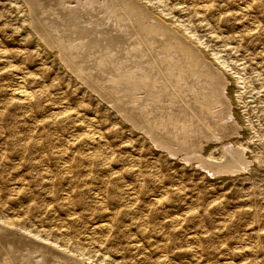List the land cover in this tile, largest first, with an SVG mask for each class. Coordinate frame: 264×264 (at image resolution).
Here are the masks:
<instances>
[{
	"label": "rangeland",
	"instance_id": "obj_1",
	"mask_svg": "<svg viewBox=\"0 0 264 264\" xmlns=\"http://www.w3.org/2000/svg\"><path fill=\"white\" fill-rule=\"evenodd\" d=\"M134 1L148 24L172 30L225 80L217 81L224 100L211 111L236 125L224 142L234 140L242 170L214 176L187 164L125 117L177 140L174 126L199 122L178 112L202 106L197 97L209 88L194 67L179 82L184 90L173 89L155 64L166 53L144 47L112 7L0 0V226L52 247L68 264H264V0ZM68 44L78 47L73 54ZM146 71L154 74L143 81L155 85L127 84ZM217 91L210 93L223 99ZM219 140L196 145L223 162Z\"/></svg>",
	"mask_w": 264,
	"mask_h": 264
},
{
	"label": "bare ground",
	"instance_id": "obj_2",
	"mask_svg": "<svg viewBox=\"0 0 264 264\" xmlns=\"http://www.w3.org/2000/svg\"><path fill=\"white\" fill-rule=\"evenodd\" d=\"M100 5H101V7H108V6L112 7L113 11L118 16H121V19L124 20V22L125 21H129L130 24L132 23L133 26L131 27V29H132L133 33L138 35L137 36L138 39L141 37L142 42H143V46L145 45L144 44L145 41L149 45L150 44H155L156 46L160 45L161 51L166 53L168 58H167V60H164L163 62H159L158 60H155V64L164 72V75L168 78V80L169 79L174 80L173 83H172L173 89L178 91L179 88L180 89L183 88V90H184V87L186 85H184V87H181L180 86L181 84L179 82L181 81V79H184L185 75L189 76L190 74H192L193 73L192 72V68H194V67H196V69H199V71H196V74L200 75L201 77H203V79H204L203 80V83H204L203 85L205 86V84H206L208 86V88H209V89H207L206 94L202 92V94H200L199 97H197L200 100L202 106H198L197 104H187L188 105L187 108H190L191 112L186 113L183 109H181L180 112H178L179 113L178 115L183 113V114H185L187 116V118H193V120H195V121H197L196 119H198L199 122H193L191 124V126H190V130H187V131L183 130L182 127L180 128V127L174 126L173 130L176 131V133H174V134H175V136L178 137L177 140L173 141L172 139L166 138L162 134H156L155 132H151L150 128L147 125L143 124L141 122V120H138L136 117H134L129 112H127L128 114H125V117L127 116V119H129V121L132 122V125H134L136 128H140V129L144 130L147 133V136L150 137L151 140H153L157 146H159V147L162 146L163 148L167 149L172 155H175V157L177 155L182 156L183 158H185L188 161L187 164L190 163L189 161L198 163V165H200V167L204 168L203 170L206 169L210 174H213L214 176L222 175L224 173H237V172L241 171L243 165L245 164L243 162L244 160H242V158H244L243 155H241L240 152H238V150L235 149L236 148V146H235L236 144L234 143V140L230 141V139H229V142H224L225 140H227V138H230L232 135H235V134H233V131L237 130L236 129L237 127H236V125H235V127H234V125L232 126L231 122H230V124H228V122H227V124L220 123V120H222V117H223V116H221L222 115L221 111H217V113L212 112L213 110L211 111V109H213L216 105H218L219 103H221L224 100V97H223L222 93H224L225 88L220 85L221 82H222L223 77L222 78L221 77H219V78L215 77L217 75H213L214 73L209 69L208 66L206 67V66H203L200 63H198L199 59H198V56H197L196 52L194 50H192V48H190L189 45H187L186 43H183L182 41H180L179 38L176 37V34H174V32L172 30H167L166 27H164V26L161 27L160 25H157V24H155V25L148 24V19L149 18L152 19L150 17V14L147 13V11L145 10L146 8L142 7L136 1H134V0H102V4H100ZM67 6H68V4H67ZM109 10L110 9H108V11ZM121 11H123V13H121ZM93 14H94V12H93ZM109 19H110V17H109ZM74 24H76V23H74ZM88 25H86V26H88ZM72 26H73V23H72ZM90 26H92V25H90ZM92 31H93V29H92ZM89 33H91V32H89ZM158 35L159 36H163V38L162 39L158 38ZM119 36H120V34H119ZM41 39H42V37H41ZM111 39L109 37H106L105 39L104 38L94 37L93 40H95V42L97 44H99L100 40L109 41ZM167 39H169V40L165 44L162 45V43H164V41H166ZM142 42L140 41L139 43H142ZM70 45L69 46H64L65 48L63 47V49L64 50L67 49L69 52H71L70 54H73L74 50L77 49L78 47L76 48L75 46H70ZM138 46H139V44H138ZM57 48H60V47H57ZM116 48H117V46H116ZM150 49H151V52H152L154 48H150ZM140 51H142V50H140ZM56 52H58V51H56ZM56 54L58 55V53H56ZM107 54H105V55H107ZM117 55H118V53H117ZM149 56H150V54H149ZM169 56L174 58L175 62L173 60L170 61L171 58ZM124 58H126V57H124ZM130 59H132V58H130ZM150 60H151V58H150ZM66 61H67L66 65L70 66V68L73 69V70L75 69L74 70L75 73H78V72L81 71V69L78 70L77 68H75L76 65L71 61V59L66 60ZM115 61H117V59ZM200 61H201V59H200ZM175 63H177V64L174 67L173 65ZM153 66H154V64H151V68L153 70L157 69V67H153ZM79 68H81V67H79ZM146 73L147 74H145L144 76L141 75L139 77L136 76V75H131L130 74L129 76L126 77V79L129 81V82L127 81L128 82L127 84L130 85V87H132V88H134V86L135 87L136 86H141V87L146 88L149 85H155V81L153 83H150V82H146L145 83L143 81L145 77H148V79H150L152 77V74H154V73H151L150 71H146ZM133 74H134V72H133ZM137 74H138V72H137ZM77 76L80 77L81 79H83V77L81 75L77 74ZM162 76H163V74H162ZM218 76H219V74H218ZM194 78H195V76H194ZM190 80H191V78H190ZM219 80H220V84L217 83V81H219ZM177 82L179 83V85H177V86L174 85V83H177ZM213 82H216L217 84H215ZM111 83H114V81H112ZM163 86L169 88L168 85L163 84ZM214 88H217V89L219 88L220 89V92H221V95H222L223 99L221 97H220L221 100H220V98H216L215 99L214 97H216L215 96L216 94L215 95L213 94L214 97H213V95H211L210 92H211V90L213 91ZM121 90H122V88L120 89V92H121ZM163 90H165V88H163ZM195 90H197V88H195ZM220 92L218 93V91H217V95L218 96H221ZM127 94H128V92H127ZM23 95L26 96V94H23ZM121 95L123 96V92H121ZM194 95H195V92L193 93V96ZM183 103H184V101H183ZM185 103H186V101H185ZM229 103H231V101ZM183 106H184V104H183ZM185 107H186V105H185ZM223 111H225V110H223ZM227 112H228V110H227ZM230 121H233V120H230ZM224 131L225 132H229V134L225 133ZM177 132H180V134H178ZM165 134H167V133H165ZM211 138L212 139L213 138H216V139L220 138V140H219L220 143L223 142L221 144V147L224 149V151H226L225 152L226 153L225 157L227 158V160H224L223 162L222 161L220 162V161H215V160H213L211 158L202 156L203 152L199 149L200 146L196 145V142H198V141L200 142L203 139H211ZM181 139L183 141H185V142L190 140V139H192L194 144H192V146H191V145L183 144V142L180 143L179 141ZM230 148H232V151H230ZM201 149H202V147H201ZM198 165H197V167H198ZM11 231L8 232L6 229H3L0 226V264H68V262H63L62 261V259H64L63 256L60 255L59 253H56L55 251H53L54 249L52 247L46 246L44 244L42 245L40 243L37 244L33 240H30V238H23V236L18 234V231H17V233H15L16 230H14L15 232H13V231L11 232ZM20 234H22V233H20ZM36 242H38V241H36ZM15 254H19V255L18 256L16 255L17 256L16 257ZM75 258H74V261L76 260ZM74 264H77V263L74 262Z\"/></svg>",
	"mask_w": 264,
	"mask_h": 264
}]
</instances>
